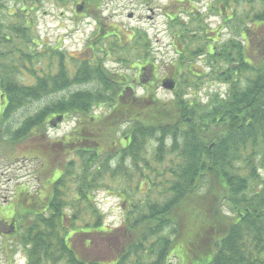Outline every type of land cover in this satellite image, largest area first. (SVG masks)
<instances>
[{"label":"trees","instance_id":"1","mask_svg":"<svg viewBox=\"0 0 264 264\" xmlns=\"http://www.w3.org/2000/svg\"><path fill=\"white\" fill-rule=\"evenodd\" d=\"M83 1L95 11L101 2ZM243 2L249 10L225 15ZM218 6L214 13H224L232 34L217 45L191 50L195 33L178 18L169 22L181 27L173 32L177 58L167 76L176 86L169 100L157 99L152 77L146 83L142 76L144 93L136 96L126 75L105 66L116 55L127 68L138 71L148 60L146 72L155 71L145 33L103 35L98 20L96 40L87 44L92 54L66 60L53 52L58 48L36 50L25 3L8 20L0 15V150L8 158L24 146L22 158L38 162L39 175L48 176L44 199L38 190L13 213L25 222L15 239L24 264H169L176 250L183 264H264V55L255 64L245 60L241 40L248 22L264 24V0H218ZM198 58L202 72L193 69ZM42 59L46 67L37 69ZM207 76L226 90L202 102L187 91ZM73 86L89 87L9 121ZM59 115L75 124L63 137L48 138ZM99 190L124 203L118 229L105 223L95 201Z\"/></svg>","mask_w":264,"mask_h":264},{"label":"rangeland","instance_id":"2","mask_svg":"<svg viewBox=\"0 0 264 264\" xmlns=\"http://www.w3.org/2000/svg\"><path fill=\"white\" fill-rule=\"evenodd\" d=\"M84 2L83 0H77V2L66 0L65 4H62L58 0H2L3 8L0 15L8 20V14L14 13L13 8L22 7L25 3L26 8L29 10L27 18L30 20L31 37L39 44L36 50L41 52L43 48H58L53 52H61L66 60H69V57L83 60L92 54V51L87 48V44L95 39L94 35L97 31L98 20L102 24L100 25L104 30L103 35H108L113 31L123 34L128 33L130 30L145 33L149 41V59L153 60L157 66L152 80L156 86L154 90L156 97L160 100H169L174 93V90H166L160 86L161 81L165 79L163 76L167 74L170 76L172 73V69L175 68L173 64H175L177 58L176 35L173 32L181 33V27L179 25L170 27L169 22L171 20L178 18L177 21H180L179 23L184 28L192 31L193 34L195 33V40L189 44L191 50L202 48L205 46L204 43L208 42L211 45L220 44L232 34L229 25H225L223 22L222 15L224 13H214L216 8L219 7L218 0H101L96 11L83 6ZM76 6H80V8L76 10ZM248 7L245 2L234 5L232 8H226L225 15H230L234 10L236 13L241 14L244 9L249 10ZM199 28H202V30L199 31ZM247 30L246 39L248 43L247 45L243 43V47H245L244 59L255 64L264 55V51H262L264 24L255 22V25H253L248 22ZM100 33L102 34V32ZM206 37L212 41H208ZM242 42L244 41L242 40ZM186 43H180L179 49L187 45ZM104 44L102 43L101 46H104ZM99 46V44L96 45L94 50ZM114 57L108 59L105 66L111 72L126 75L129 78L127 86L134 88L136 96L143 94L145 88L139 85L140 80L136 77L137 71L127 68V65L117 61L116 55ZM201 61L200 58L193 62L195 71L202 72L200 69L202 66ZM41 67H46L45 59L37 62L36 68ZM185 72L182 70V74H185ZM26 77L28 78V76ZM26 77L21 80L25 81ZM209 80L208 76L203 77L201 82L198 83L200 84L199 87L189 88L188 94L197 93V97L202 102L207 100L208 94L215 92L224 94L226 90L224 85L218 81ZM149 81L150 79L146 83ZM88 87L73 86L63 93L43 98L42 102L31 103L15 112L9 121L11 123L20 121L25 115L38 109L45 102L56 101L61 96H66L69 91L83 90ZM1 99H4V96L0 95V103H2ZM105 112V108H94V114L101 115ZM74 124V117H63L55 126H49L46 136L51 139H59L68 134ZM123 129L124 127L121 132ZM152 145V143H149L148 147ZM23 147L19 146L17 151L13 152L8 158L0 150V220L5 221L7 224L12 220L13 213L19 209L20 202L22 204L21 208L27 207L30 198L37 196L38 190L42 192L40 193V201L41 198L44 199L46 196L42 186H45L43 184L44 176H48L45 172L42 176L39 175L38 162L22 158L20 152ZM63 163L59 164V167L63 166ZM35 200L39 202L38 198ZM95 201L105 215L106 225L109 228L118 229L124 220V203L105 190H99L95 193ZM224 211L226 212V209ZM23 224L25 222L19 218L17 222L15 221L13 231L4 235L0 233V264H10V257L13 258L12 264L24 263L25 253L15 241L19 232L22 231L21 226ZM165 234L176 241L174 234L170 233L169 229L165 231ZM176 243L181 244V238ZM175 248L177 249V246ZM176 256L182 257L179 250H176L170 258L169 264H183L181 258L178 259Z\"/></svg>","mask_w":264,"mask_h":264},{"label":"flooded vegetation","instance_id":"3","mask_svg":"<svg viewBox=\"0 0 264 264\" xmlns=\"http://www.w3.org/2000/svg\"><path fill=\"white\" fill-rule=\"evenodd\" d=\"M242 40L244 41L243 43L245 45H247L248 41L246 39V34H243V39ZM149 62L150 61L146 60V61L141 62L139 64L142 68L138 69L136 77H138L137 79H139L140 81L142 80V76L143 75H146L144 80H146V81L149 80L153 76V73L155 72V71H152V70L146 72L144 65H145V63H149ZM153 65L156 66L155 63H153ZM14 229H15V219H14V217L12 218V220L8 224L5 221L0 220V233H2V235L11 232Z\"/></svg>","mask_w":264,"mask_h":264},{"label":"water","instance_id":"4","mask_svg":"<svg viewBox=\"0 0 264 264\" xmlns=\"http://www.w3.org/2000/svg\"><path fill=\"white\" fill-rule=\"evenodd\" d=\"M79 8L77 7L76 10ZM161 87L167 90H172L175 87V82L171 79H164L161 82ZM63 116L59 115L50 121V125L55 126L57 122L61 121Z\"/></svg>","mask_w":264,"mask_h":264}]
</instances>
